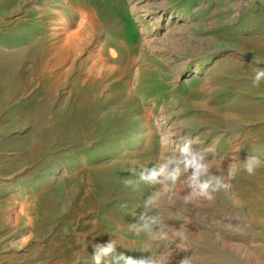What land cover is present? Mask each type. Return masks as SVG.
<instances>
[{
    "label": "rangeland",
    "instance_id": "obj_1",
    "mask_svg": "<svg viewBox=\"0 0 264 264\" xmlns=\"http://www.w3.org/2000/svg\"><path fill=\"white\" fill-rule=\"evenodd\" d=\"M259 68L264 0H0V264H264Z\"/></svg>",
    "mask_w": 264,
    "mask_h": 264
},
{
    "label": "clouds",
    "instance_id": "obj_2",
    "mask_svg": "<svg viewBox=\"0 0 264 264\" xmlns=\"http://www.w3.org/2000/svg\"><path fill=\"white\" fill-rule=\"evenodd\" d=\"M264 79V68H259L254 75L253 78V83H258L260 80ZM183 151L187 152L188 148L185 147L183 149ZM189 163H195V161H189ZM259 165V161L256 157H249L247 159L246 165H245V171L248 174H253L257 168V166ZM196 167L199 169L201 167H203V165L196 163ZM238 170V165H233V167L230 168L229 170V176L230 177H234L236 172ZM164 168L161 167L160 169H153L150 173V177L149 178H156L158 176V174L160 172H163ZM210 181H204L203 183H201L200 187L202 192L206 193V189L209 187L210 185ZM213 187H216L215 185H213ZM222 187L227 188L228 185H222ZM206 195H208L209 198H211V193H206ZM143 229L145 230H149V225L145 224L142 226ZM178 235H182L180 233H177ZM97 251L94 253V260L96 261V264H100V260H101V254L104 255H108L110 253H112L115 250V244L112 241H109L105 244H100L97 245ZM122 259H125L126 264H154L153 261L149 260V259H144V260H137L131 257H123L121 256ZM182 264H188L187 260L182 261Z\"/></svg>",
    "mask_w": 264,
    "mask_h": 264
},
{
    "label": "bare ground",
    "instance_id": "obj_3",
    "mask_svg": "<svg viewBox=\"0 0 264 264\" xmlns=\"http://www.w3.org/2000/svg\"><path fill=\"white\" fill-rule=\"evenodd\" d=\"M251 209L256 210V206L251 205ZM240 249L242 250L240 252L241 255H246V254L249 253V252H245L244 253L242 247H240ZM247 249H250L251 251H254L255 253H257L262 258L264 257V244L262 246H257L255 248L254 247H251V246H248Z\"/></svg>",
    "mask_w": 264,
    "mask_h": 264
}]
</instances>
